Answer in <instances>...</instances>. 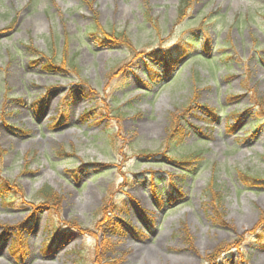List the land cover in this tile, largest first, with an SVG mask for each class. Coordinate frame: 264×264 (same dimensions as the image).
Instances as JSON below:
<instances>
[{
  "label": "rangeland",
  "instance_id": "rangeland-1",
  "mask_svg": "<svg viewBox=\"0 0 264 264\" xmlns=\"http://www.w3.org/2000/svg\"><path fill=\"white\" fill-rule=\"evenodd\" d=\"M182 1L0 0V264H264V0Z\"/></svg>",
  "mask_w": 264,
  "mask_h": 264
},
{
  "label": "trees",
  "instance_id": "trees-1",
  "mask_svg": "<svg viewBox=\"0 0 264 264\" xmlns=\"http://www.w3.org/2000/svg\"><path fill=\"white\" fill-rule=\"evenodd\" d=\"M190 4V0H183L182 3H181V6H180V18L179 20L182 21L184 18V14H185V11H186V7H188ZM97 35H100V36H104L105 34L109 35L110 37H112L113 39L112 42L115 40L116 42H118L119 44H123L124 46H128L130 48H132L131 46V42L130 40L128 39V37L126 36V33H114L113 32H106L104 31L103 29H98V32H95ZM104 34V35H103ZM106 37V36H104ZM107 38V37H106ZM155 55H159L157 54L156 52L150 54L149 56H155ZM161 57L163 58V63H164V67L168 68L171 64H173L177 57H176V54H173L171 51H168L166 52L164 55L161 54ZM67 60V64L66 65H69L70 67L74 68V62H72V59H66ZM71 62H69V61ZM65 61H62L61 64H56V62H54L53 60L52 61H49L48 64L49 66V69H53L54 70H61L62 68V65H64ZM67 67V66H66ZM171 74L172 72L169 74V78L171 77ZM262 104L259 105V107L261 108V112L262 114L264 115V103L261 102ZM208 111V110H206ZM180 123V119L177 118L174 123H173V126H172V129H171V133L168 137V139L166 140L167 141V145L169 147L171 146H176V147H180L182 146V144L184 143V132H182L181 130H179V127H178V124ZM180 144V145H178ZM178 145V146H177ZM4 151H2L0 149V157L3 155ZM192 156H189L187 158H183L181 160H177L175 161L178 165L184 167V168H191L192 166H195L197 165L198 163L202 162L203 161V154L199 151V152H196V153H193L191 154ZM238 179L240 180L241 184L244 186V187H249L251 184V182L253 181H260L258 179H255L253 177H250L249 175H247L246 173H243V172H240L238 174ZM6 184L7 185H11L13 188L16 189V193L17 194H23L20 186H18L17 184H14L12 183L11 181H6ZM215 180L212 182V184H210L208 186V189L207 191L205 192V195H206V198H208L209 200L207 201L206 205L207 207L209 206L211 209H212V212L213 214L215 215L216 213H218L220 216H221V219L223 218L222 216V213H221V196L217 193L216 189H215ZM217 186V185H216ZM0 194H4L6 197L8 198H4L2 201L3 202H8L9 200H11L10 196H9V193L8 192H5V190H3V188H0ZM37 200L39 202H42L44 206H47V205H51L53 203H55L56 199H57V195L54 193V191L50 188V187H44L43 189H41L38 193H37ZM216 217V216H215ZM213 219H217L213 217ZM217 224H222L224 225V223L221 222V220H215ZM185 231V230H184Z\"/></svg>",
  "mask_w": 264,
  "mask_h": 264
},
{
  "label": "bare ground",
  "instance_id": "bare-ground-1",
  "mask_svg": "<svg viewBox=\"0 0 264 264\" xmlns=\"http://www.w3.org/2000/svg\"><path fill=\"white\" fill-rule=\"evenodd\" d=\"M147 250L145 248L140 247L138 252L132 257L133 260L141 259L147 254Z\"/></svg>",
  "mask_w": 264,
  "mask_h": 264
}]
</instances>
